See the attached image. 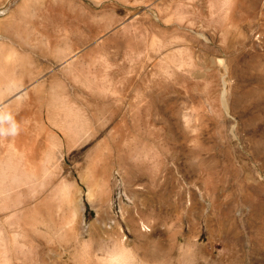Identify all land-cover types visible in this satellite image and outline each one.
I'll return each mask as SVG.
<instances>
[{
  "label": "rangeland",
  "instance_id": "1",
  "mask_svg": "<svg viewBox=\"0 0 264 264\" xmlns=\"http://www.w3.org/2000/svg\"><path fill=\"white\" fill-rule=\"evenodd\" d=\"M172 57L200 62L178 72ZM23 69L47 81L28 143L37 125L57 135L37 159L58 156L47 113L62 93L86 95L96 132L87 155L63 149L75 245L37 214V264H96L121 240L163 264H264V0H0V79Z\"/></svg>",
  "mask_w": 264,
  "mask_h": 264
},
{
  "label": "bare ground",
  "instance_id": "2",
  "mask_svg": "<svg viewBox=\"0 0 264 264\" xmlns=\"http://www.w3.org/2000/svg\"><path fill=\"white\" fill-rule=\"evenodd\" d=\"M38 27L36 29H39ZM51 34L50 36H52ZM34 38L37 39V37ZM6 51L8 54L11 52L13 58H15L17 53L13 49ZM8 54H5L2 61H7L8 57H11ZM71 56L60 60L62 68L71 66L73 62ZM15 59H18V57ZM182 59L172 57L170 62L175 66V71L181 72L185 66L190 70H194L200 62L199 60L194 62L192 59L187 62ZM53 76L49 80V87H52L55 83ZM45 82L47 81L43 76L30 80L24 69L20 75L16 76L10 73L4 79H0V85H7L5 89L0 90V264H32L33 262L37 264V261L42 259L40 255L43 250L40 245L29 238L31 223L34 218H37V214L42 221H53L56 226L59 225L56 231L57 234L60 232V228H66L65 244L73 241L74 245L77 239V227L81 224L83 218L75 209L74 195L69 189V185L66 183L67 179L62 172V166L65 162L63 149H67L69 153L73 149L81 148L86 155L91 149V141L96 136V132L90 118V102L85 95L81 98V104L78 103L80 106H77L71 98L62 93L63 101L54 100L51 103L52 109L47 113V116L50 124L57 129L60 137L56 138V142L51 140V145L47 146L46 144V146L49 149L55 146L58 149V156L51 155L48 150L40 159H37L41 139L44 136L50 139V136L56 135V133L51 131L53 129L50 128L44 131L42 125L40 127L37 125L32 131L33 139L28 143V132L23 126V120L31 115H39L37 108L42 100L40 99L41 90L44 88ZM79 85L85 91L90 89V85L86 80L80 81ZM202 86H204V83H202ZM208 86H211V84ZM211 87L213 88V85ZM8 131L11 133L9 136L6 135ZM101 143H104V141L98 142V144ZM37 162L38 164H36ZM44 163L52 165L46 167ZM91 168L87 163L84 167V178L82 177L88 186L92 175ZM29 248L32 250L31 255H28ZM86 248L87 242H83L80 254L82 257L89 254ZM153 250L149 254L150 258H146L145 255L140 258L132 250L126 248L125 243L121 240L119 245L110 253L96 256V264H142L141 260H145L144 264H163L157 261L158 254H155ZM53 253L55 252L53 251Z\"/></svg>",
  "mask_w": 264,
  "mask_h": 264
}]
</instances>
